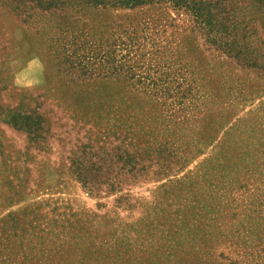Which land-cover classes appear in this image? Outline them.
I'll return each mask as SVG.
<instances>
[{"label": "rangeland", "instance_id": "rangeland-1", "mask_svg": "<svg viewBox=\"0 0 264 264\" xmlns=\"http://www.w3.org/2000/svg\"><path fill=\"white\" fill-rule=\"evenodd\" d=\"M227 3L259 67L169 3L0 0V264H264V15Z\"/></svg>", "mask_w": 264, "mask_h": 264}, {"label": "trees", "instance_id": "trees-1", "mask_svg": "<svg viewBox=\"0 0 264 264\" xmlns=\"http://www.w3.org/2000/svg\"><path fill=\"white\" fill-rule=\"evenodd\" d=\"M37 7L44 10L72 7L76 4L92 5L93 7L135 8L152 3H169L175 9L188 12L199 32L216 50L228 58L242 61L246 66H260L261 55L244 44L243 36L236 30L237 21L233 19L234 10L227 7L228 0H33ZM256 10L264 15V0H249ZM258 50V49H256ZM4 121L16 129L24 130L31 140L37 137L41 130L38 116L24 114L19 111H7ZM73 172L79 182L85 186L89 172L82 168L81 162H73ZM91 184V182H90ZM87 186V185H86ZM92 186V185H91Z\"/></svg>", "mask_w": 264, "mask_h": 264}]
</instances>
